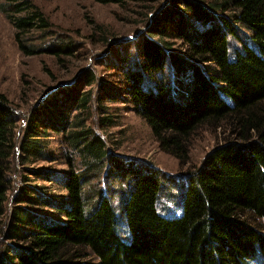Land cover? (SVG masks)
Returning a JSON list of instances; mask_svg holds the SVG:
<instances>
[{"label": "trees", "instance_id": "obj_1", "mask_svg": "<svg viewBox=\"0 0 264 264\" xmlns=\"http://www.w3.org/2000/svg\"><path fill=\"white\" fill-rule=\"evenodd\" d=\"M94 1L122 9L135 1L147 12L148 37L141 59L124 73V94L160 149L186 165L199 130H220L223 142L185 176L181 216L165 218L159 171L110 154L90 123L93 91L64 88L43 110L56 118L32 110L19 148L24 161L40 160L47 157V130L62 134L68 172H34L66 196L24 187L8 224L16 116L0 94V264H264V0H167L161 10L154 6L164 0ZM0 8L26 56L72 54L70 43L45 41L49 23L31 1ZM237 25L252 33V46L231 53ZM33 32L44 43L31 44ZM169 40H182L184 51ZM85 75L86 87L97 85L93 72Z\"/></svg>", "mask_w": 264, "mask_h": 264}, {"label": "rangeland", "instance_id": "obj_2", "mask_svg": "<svg viewBox=\"0 0 264 264\" xmlns=\"http://www.w3.org/2000/svg\"><path fill=\"white\" fill-rule=\"evenodd\" d=\"M19 1L23 0H0V5ZM29 1L44 14L49 23L51 35L45 41L55 46L70 43L72 54L68 56L60 53L58 56L50 52L26 56L19 48L15 28L0 8V94L8 99L16 116V148L9 168L13 190L9 194L6 222L9 224L12 221L15 212L13 203L24 187L36 186L45 188L42 190L46 194L66 196L67 192L60 185L40 178L34 172L44 170L55 175L68 172L67 148L62 134L47 130V157L40 160L31 158L24 161L25 157L19 148L32 110L37 107L44 117L56 118V111L53 113L48 109L44 113L43 110L64 88L93 91L92 128L106 141L108 151L116 159L159 171L164 179L158 202L159 212L165 218H179L182 214L179 201L185 176L203 164L207 154L223 142L224 136L220 130H199L191 142L189 161L183 165L160 149L148 124L136 114L133 104L124 94L127 88L124 73L128 71L129 63L141 59L142 38L148 37L144 7L135 1L130 2L125 9L94 0ZM168 1L164 0L154 8L161 10L159 7L168 5ZM148 15L149 18L153 16L151 12ZM224 15L230 16L229 13ZM237 30L239 39L229 40L231 53L242 49L243 44L252 46V33L239 25ZM39 35L33 32L35 39L31 44L44 43L36 39ZM169 41L174 51H184L182 40ZM126 57L128 63H125ZM87 71L97 77V85L90 88L85 86ZM170 85L176 88L171 79ZM104 118L110 119V122L105 124ZM107 185L105 181L100 184L101 187ZM118 187L116 184L115 188ZM21 206L26 207L23 204ZM31 209L60 219V215L51 210L39 207ZM262 225L264 227V220ZM122 237L128 239L124 230Z\"/></svg>", "mask_w": 264, "mask_h": 264}]
</instances>
